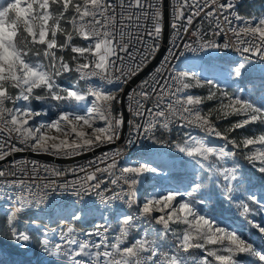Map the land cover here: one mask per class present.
I'll return each mask as SVG.
<instances>
[{"label":"snow or ice","instance_id":"obj_1","mask_svg":"<svg viewBox=\"0 0 264 264\" xmlns=\"http://www.w3.org/2000/svg\"><path fill=\"white\" fill-rule=\"evenodd\" d=\"M225 206L264 238V11L0 0V241L37 264H264Z\"/></svg>","mask_w":264,"mask_h":264},{"label":"rangeland","instance_id":"obj_2","mask_svg":"<svg viewBox=\"0 0 264 264\" xmlns=\"http://www.w3.org/2000/svg\"><path fill=\"white\" fill-rule=\"evenodd\" d=\"M263 5H264V0H263ZM264 11V10H261ZM198 92H203L204 90H197ZM39 107V105H36ZM251 175V173H249ZM253 180L255 181V176L252 177ZM146 188L151 190L152 184L149 182L148 184L145 185ZM143 190L141 192V198H143ZM218 218L223 219L224 221H227L228 223L238 227L240 234H242L244 237H246L250 242H253L257 247H264V238H262L257 231L250 226V224H245V220L239 218V216L236 214L235 211L229 210L227 206L224 208H219L217 207L215 210V213ZM257 218L259 216H262L263 219L259 220L256 217H253L256 222L261 223L264 225V214L261 215H256ZM31 260V264H37L34 261V258L30 255V253L23 254L19 249H14V250H8L0 247V262L2 264H21L22 261L25 260Z\"/></svg>","mask_w":264,"mask_h":264},{"label":"built area","instance_id":"obj_3","mask_svg":"<svg viewBox=\"0 0 264 264\" xmlns=\"http://www.w3.org/2000/svg\"><path fill=\"white\" fill-rule=\"evenodd\" d=\"M253 1L254 0H238V11L240 12V7L239 6L242 3H252ZM229 55H231V54H229ZM110 147H112V146H110ZM107 150H108L107 148H104V149H101V150H98V151H107ZM135 152H136V148L130 149L129 153L125 155V157H124V159H122L121 163L122 164H134L136 162V160H137V157L133 154ZM33 158L40 159V160H43V161H49V160H44V159L39 158V157L38 158L37 157H33ZM89 158H91V155L90 156H86V157H82V159H78L77 161H70L68 163H60V162L56 161V163L67 167V166L71 165L74 162L83 163L85 159H89ZM2 211H3V209H0V212H2ZM4 247H5V249H8V250L17 249L10 242L5 244ZM29 253L34 258V261L37 263V256L34 253H32V252H29Z\"/></svg>","mask_w":264,"mask_h":264},{"label":"trees","instance_id":"obj_4","mask_svg":"<svg viewBox=\"0 0 264 264\" xmlns=\"http://www.w3.org/2000/svg\"><path fill=\"white\" fill-rule=\"evenodd\" d=\"M239 7H240V12L242 13V15H247L249 13L258 14L259 12H261V10H264L263 0H254L252 3H242ZM62 83L64 84V86H68V81L66 80L62 81ZM245 167L247 169V166ZM248 171L249 173H251V170H248ZM255 217L257 218V216ZM257 219L262 220L263 217L259 216ZM245 224H248L247 220H245ZM7 243H9V241L7 240L0 241V247L4 248V245Z\"/></svg>","mask_w":264,"mask_h":264},{"label":"water","instance_id":"obj_5","mask_svg":"<svg viewBox=\"0 0 264 264\" xmlns=\"http://www.w3.org/2000/svg\"><path fill=\"white\" fill-rule=\"evenodd\" d=\"M99 150H101V149H99ZM91 154H89L88 156H90ZM86 157V156H85ZM38 158V157H37ZM39 158H42V159H44V160H51V158H49V157H39ZM78 159H82V158H78ZM77 159V160H78ZM57 162H60V163H68V162H70V161H67V160H61V161H57Z\"/></svg>","mask_w":264,"mask_h":264}]
</instances>
